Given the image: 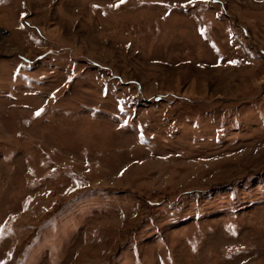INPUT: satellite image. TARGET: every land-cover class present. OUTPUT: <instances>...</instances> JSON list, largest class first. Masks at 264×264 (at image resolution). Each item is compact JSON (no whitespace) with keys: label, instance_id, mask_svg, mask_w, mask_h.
Segmentation results:
<instances>
[{"label":"rangeland","instance_id":"374dc122","mask_svg":"<svg viewBox=\"0 0 264 264\" xmlns=\"http://www.w3.org/2000/svg\"><path fill=\"white\" fill-rule=\"evenodd\" d=\"M0 264H264V0H0Z\"/></svg>","mask_w":264,"mask_h":264},{"label":"snow or ice","instance_id":"6c2138e0","mask_svg":"<svg viewBox=\"0 0 264 264\" xmlns=\"http://www.w3.org/2000/svg\"><path fill=\"white\" fill-rule=\"evenodd\" d=\"M121 2H123V0H121ZM94 7H95V6H94ZM233 63H235V62H233ZM40 111H43V110L41 109ZM40 111H38V112L36 113L37 116L40 115Z\"/></svg>","mask_w":264,"mask_h":264}]
</instances>
